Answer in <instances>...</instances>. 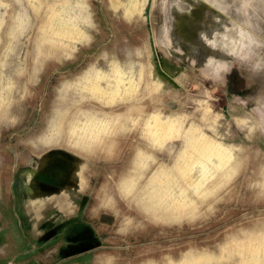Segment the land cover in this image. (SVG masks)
<instances>
[{
    "label": "rangeland",
    "instance_id": "1",
    "mask_svg": "<svg viewBox=\"0 0 264 264\" xmlns=\"http://www.w3.org/2000/svg\"><path fill=\"white\" fill-rule=\"evenodd\" d=\"M0 264H264V0H0Z\"/></svg>",
    "mask_w": 264,
    "mask_h": 264
},
{
    "label": "flooded vegetation",
    "instance_id": "2",
    "mask_svg": "<svg viewBox=\"0 0 264 264\" xmlns=\"http://www.w3.org/2000/svg\"><path fill=\"white\" fill-rule=\"evenodd\" d=\"M224 77L227 79V85L229 86V88L230 89H232V87H233V80H234V77H235V73L233 72V70H227V72L226 73H224ZM234 92H236V93H241V91H239V90H235Z\"/></svg>",
    "mask_w": 264,
    "mask_h": 264
},
{
    "label": "trees",
    "instance_id": "3",
    "mask_svg": "<svg viewBox=\"0 0 264 264\" xmlns=\"http://www.w3.org/2000/svg\"><path fill=\"white\" fill-rule=\"evenodd\" d=\"M91 248H93V247H91ZM91 248H90V249H91ZM97 248H98V247H97Z\"/></svg>",
    "mask_w": 264,
    "mask_h": 264
}]
</instances>
